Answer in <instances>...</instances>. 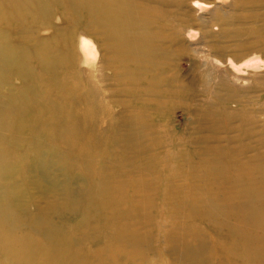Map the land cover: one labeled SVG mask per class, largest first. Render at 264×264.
Returning a JSON list of instances; mask_svg holds the SVG:
<instances>
[{"label": "rangeland", "instance_id": "rangeland-1", "mask_svg": "<svg viewBox=\"0 0 264 264\" xmlns=\"http://www.w3.org/2000/svg\"><path fill=\"white\" fill-rule=\"evenodd\" d=\"M195 2L209 7L197 11L193 5ZM74 5L56 3L48 15L49 29L42 33L44 25H41V34H57L59 42L66 39L63 44L55 42V45L57 49L72 54V66L77 65L79 71V75L71 77L72 80H92L97 83L99 91L104 90L99 100L101 109L96 116L98 127L88 129L74 144L73 137L64 132V139L71 140L70 145L59 142L56 151L44 148L38 163L31 161L30 145L13 148L15 155L8 160L13 159L16 163V158L22 170V174L11 179L17 183L15 189H20L18 204L23 226L20 225L18 230L22 234L27 232L31 238L23 242L10 240V245L1 240L3 235L0 234V264H247L254 260L264 264V224L258 228L255 224L254 230L249 219L244 220L248 214L236 209L243 197L232 179L236 176L243 182L248 181V176L236 169L239 164H234L233 159L243 162L251 155L264 153V143L259 145L255 141L256 134L264 136V55L258 52L264 54V0H163L152 3V6L166 10L162 15L159 13L161 17L156 22L162 25L165 32L156 37L166 35L162 47L168 46L169 50H160L162 55L157 56H163V60L152 57L145 65L150 67L151 64L164 62L165 65L160 68L162 72L158 69L152 73L157 78L165 77L163 73L172 77L171 81L163 78L161 85H154L157 95L153 98L157 104L143 90L137 93V87L141 88L143 83L139 85L133 80V83L120 80L122 76L114 53L124 51L125 56H132L128 52L148 45V37L141 36L138 28H131L128 36L133 47L122 49L119 46L128 40L127 35L115 40L104 34L102 36L95 30L99 26L96 22L88 23L87 11ZM137 15L154 18V12L138 11ZM221 16H227L225 19L230 24L215 20ZM68 20L72 21L73 35H61L59 27L68 25ZM218 23L223 31L230 32V36H233L231 30L238 29L240 37H220L217 34ZM83 29L95 31L82 34ZM248 29L251 33L246 35ZM83 35L93 42L91 51L88 53L85 50V60V52L80 53L79 47V38ZM32 38L35 39V36ZM247 40L251 45L232 50L235 43L239 45ZM154 41L152 45L158 44ZM145 54L150 56L149 52ZM164 55H169L167 60ZM230 73L238 79L228 76ZM20 84L21 80L13 76L3 85L2 92L7 93ZM164 90L167 92L161 93ZM110 92L112 96L108 95ZM121 102L126 104L125 107L122 108ZM104 105L111 111L109 116L104 115ZM120 112L136 114L141 125L148 123L149 128L146 127L140 134L134 131V134L132 128L125 126L128 128L126 131L123 125L128 123L129 117L122 118L118 115ZM116 114L119 116L117 124L125 130L121 131L127 132L126 146L122 145L125 142L119 143L118 134L113 132L111 135L108 130L107 120ZM246 131L250 135H246ZM109 138L112 140L107 142ZM85 139L87 143L90 139L96 140L91 151L98 153V162H89L86 155H81L85 152ZM247 146L249 149H261H251L246 153L244 149ZM4 147L0 143V149ZM232 150L236 154L231 155ZM261 157L264 158V155ZM262 160L261 164L257 163V169L254 168L259 174L253 182L256 178L258 181L263 178L264 166L261 171L258 169L264 164ZM37 164L44 167L39 168ZM15 170L12 168V171ZM97 175L104 176L102 183L107 190L98 214L94 211L96 208L87 204L92 190L96 189L93 182ZM167 177L174 178L172 184H165ZM117 179L122 184L116 183ZM135 183H141L142 187L147 184L149 189L136 191L133 189ZM171 185H174L173 191L167 187ZM8 193L2 196L7 197ZM201 199H212L219 204L215 206L219 214L189 202L197 203ZM260 205L264 206V200ZM58 206L62 207L58 208L60 218L51 216L56 215L58 211H53ZM129 207H139L135 213L140 216L138 222L130 219ZM81 218L88 220H84V225L80 227ZM47 219L52 222L50 227L61 226L64 234L69 232L81 240L80 243L58 251L46 250L45 245L52 246L43 236L35 233L33 224L48 228V224L43 223ZM120 226L126 228L121 237L117 234ZM72 229L75 230L73 233ZM175 229L188 231L193 237L187 236L188 239L184 238L187 243L181 245V240L175 241L170 237V234L178 235ZM245 235L248 241L244 242ZM230 236L236 237V240ZM254 236H258L259 241H254ZM32 241L37 243L38 249ZM117 241L122 242L123 253L115 245L111 246L110 253L103 251V247ZM13 248L19 249L12 251ZM62 250L73 252L62 256L58 254ZM48 251L54 252H50L51 259H45Z\"/></svg>", "mask_w": 264, "mask_h": 264}, {"label": "bare ground", "instance_id": "bare-ground-1", "mask_svg": "<svg viewBox=\"0 0 264 264\" xmlns=\"http://www.w3.org/2000/svg\"><path fill=\"white\" fill-rule=\"evenodd\" d=\"M215 1L224 2L225 0H215ZM61 2H64L67 5L75 4L74 6L78 8H83L85 11H87L86 16L89 20L88 23H93V21L96 22L99 26L95 30L101 35L104 34V36L109 38L110 40H115L127 35L126 38H128V40L124 41L119 46L122 49H131L133 47V43L130 41L128 36L131 28H138L141 31L140 32L141 36L148 37L147 39L148 45H145L143 48L139 50L128 52L132 56L129 57L125 56L126 52L124 51H114L117 57L116 60L119 64V69L121 73L120 75L122 76L120 80H124L127 82L129 81L131 82V80H133L134 83H138L139 85L140 83H143L141 84L142 86L141 88L137 87L138 88L137 93H139V90L141 91L143 90L145 95L153 98V96L157 95L155 94L156 91L154 85H156V83L161 85L162 83L161 80L164 79L166 80L167 78H169V81H171L172 78L169 77V75L167 77L166 73H163L165 77L161 76L157 78V75L155 73H152V71L163 68V66L165 65L164 62H161L160 65L151 64L150 67L145 65L148 61L152 59V57H154L155 59L162 58L163 60V56L160 57L157 55H162V53L160 52L161 49L169 50L168 46L162 47V44H164V41L167 39V36L165 35L161 38L156 37L157 35L164 34L165 32V29L162 28V25L157 24L156 22L157 19L161 17L163 11L166 10L151 5L152 3L155 2H163V0H0V100H1L0 143L6 147V148L5 147L2 148L4 149V151L0 149V234L3 235L1 240H4L5 242H9L10 240H16V242L18 240L23 242V240L28 241V237L29 239L31 238L30 235L27 234V232L22 234V231L20 232V230H18L20 228V225L23 226L21 224L20 214H19L22 211L18 204L20 189L19 188L15 189L17 183L15 181H11V179H13L15 176H19V174H22V170L19 167V163H17L16 158H15L16 163L13 162V159L8 160V158L11 159V156L15 155V151H13L14 150L13 148L22 145H26V146L30 145L31 154H32L31 161L33 163H38L40 161V152L41 150H44V148L51 150L55 149L56 151L57 143L59 142L63 144L66 143V145H70L71 140H66V138L64 139V132L66 134H69V136L73 137L72 142L74 144V143H78L81 140L80 135H85L88 129L90 128L95 129V127H98L96 116H97V112L99 111L98 109L99 108L101 109L99 100L101 99L104 90L99 91L97 83H94L92 80H87V81L84 80L75 81L74 79L72 80L71 77L73 78L79 75L77 65L75 67L72 66L73 63L71 59L72 54L56 48L55 42H59L58 40L59 36L57 34H49V35L41 34V28H42L41 25H44V27L42 28V33L45 32L46 29L47 30L49 29L50 23H49L48 15L52 13V9L55 6V4L56 3L61 4ZM193 5L196 6L197 11L200 12L205 10L207 7H209L208 5L199 2H195ZM138 11L154 12V18L148 19L145 17H139L137 15ZM225 17L227 16L216 17V19L214 17V19L217 20V22L220 21V23L222 24L224 23L227 24L228 21L226 20L227 18L225 19ZM67 23L68 25H66L65 27L62 26L59 27V30L62 32L61 35L65 33L73 35V31L71 30L73 25L72 21L68 20ZM220 26L221 25L218 23L217 34L219 33L220 37L228 36L231 39L238 38L239 35L238 33L240 32L238 31V29H235V31L231 30L233 36H230L229 35L230 32L227 34L225 31H223V29H221ZM95 30L83 29L82 34H87V32L90 31L94 32ZM250 31L251 30L248 29L245 34L248 35V33H251ZM193 35L194 34L192 33L191 36ZM34 36L35 39L32 38ZM153 39H155L156 42H158V44L152 45L155 43V41L153 42ZM177 41L178 40H176V42ZM64 42H66L65 38L59 43L63 44ZM79 44H80L79 47L81 49L80 53L82 51L85 52V50H87V52L89 53L91 51L90 49L92 48L93 42L89 40L87 35H83L79 38ZM248 45H251V43L248 40L245 43L240 42L239 45H236L235 43L234 48H232V50L237 49V47L244 48L247 47ZM101 47L104 48V45H101ZM262 50H264V46ZM84 52H82V54ZM146 52H149L150 56H147L145 54ZM258 52H260L261 55H264L262 51H258ZM85 54L87 55V53L86 52L84 53V60L87 58ZM164 56L166 60L169 57V55L168 56L164 55ZM117 69H116V73L118 72L119 75V70ZM231 75H232L231 73L228 74V76ZM13 76L21 80V84L17 85L13 90L9 89L7 93H3L2 92L3 85L8 83V80H10L11 77L13 78ZM232 77L238 79L237 76L232 75ZM260 78H262V76ZM131 85L133 86V84ZM135 85L137 86V84ZM25 86H29V87L25 88ZM162 92H167V91L164 90L161 91V93ZM108 95L112 96L113 93L110 92ZM153 103L157 104V101L155 100L153 101ZM121 104H122V108L125 107L124 105H126L123 102H121ZM75 106L77 107L74 108ZM103 107H104V115L107 114L109 116L111 114L110 109H108L106 105H104ZM89 111L91 113L90 115H89ZM118 115H120L122 118L129 117L128 123L127 124L124 123L125 125L123 126L125 130L126 129L128 130L127 128L128 126L132 128V132L134 134H135L134 131H138V133L140 134V132L141 133L144 132L143 129L145 130L146 127L149 128L148 123L147 124L143 123L141 125L139 120H137L136 114L133 116L131 114L127 115V112L125 114H123V112H120L118 113ZM140 115H142L143 117V114ZM43 116H45V119H43ZM118 117L119 116H117L116 114L115 116H112L111 119L107 120V124L109 125L108 130L111 135H113L112 134L113 132H115L116 135L118 134L117 140L120 139L119 140L120 144L122 142H125V144L122 145L126 146V143H128L126 142L127 132H124L125 130L123 129V127H120L121 125H119V123L117 124ZM82 120L83 122H81ZM89 120L91 121V123L89 122ZM81 123L84 124V126L81 125ZM87 123H89V126L87 125ZM246 124L247 123H245L244 125ZM247 128L249 127L247 126ZM122 129L124 131H121ZM43 135L45 136L43 137ZM246 135H250V134L247 133L246 131ZM111 140L112 139L109 138L107 142H110ZM86 141L87 139H85L84 149H83V151L85 152L84 154L81 155L82 156L86 155L88 158L87 160L89 162L91 160L95 161V163L98 162L99 161L98 153L91 151V149L93 150L94 148V143L96 142V140L90 139V142L88 143ZM233 141L234 140L232 139V142ZM255 141L259 145H263L264 136L262 137L261 135L256 134ZM133 142L134 140L132 141V143ZM249 148L250 147L247 146L244 149L246 150V153L252 149ZM232 149L235 148L232 147ZM260 149L261 148H253L252 150L257 151ZM209 150L211 151V149ZM234 152L235 151L232 150L231 155ZM262 155H264V153L251 155L246 161L243 162H239L233 159L234 164L236 163L239 164L237 165L236 169L239 172H242L248 176V181L246 182H243V180H241L236 176L232 177L235 185L239 189L240 196L243 197V199L239 200L241 205L237 206L236 209L239 208L240 211H244L245 214H248L245 215L244 220L246 221L249 219L248 222L252 224L251 226L253 227L254 230L256 229L254 228L255 224L257 228L263 227L264 224V214L262 213L264 206L261 207L260 205L262 200H264V192H263L264 173L261 174L263 178L262 179L260 178L261 179L260 181H258V178H256L254 179L253 182V178L259 174L255 170L257 169L256 167L258 166L257 163L261 164L260 159H264L263 157H261ZM37 166L39 168L44 167L43 165H39V164H37ZM263 166L264 164L260 165L258 169L259 170L262 169ZM12 168H16V170L12 171ZM254 168L256 169L254 170ZM96 177L98 178L96 179L95 182H93L94 188L96 189L92 190L93 192L92 194L90 192L91 196L89 197L91 199L87 204H89V206L91 205L92 207L96 208V210L94 211L96 214H98V211L100 210V207L105 198L103 197V195L105 196L107 190L105 189V185L102 183L104 181L103 180L104 176L97 175ZM165 181H166L165 184L169 185L172 184L174 178L171 179L170 177L169 178L167 177L165 178ZM116 183L122 184L118 181V179L116 180ZM134 186L135 187L133 189L136 191H146L149 189V186L147 184H145V186L142 187L141 183H135ZM173 186L174 185L167 187L169 189L171 188L170 190L173 191L172 188ZM6 192H9L8 193L9 195H7V197H3L2 194H6ZM246 193H249V195L246 196ZM189 202H191L193 206L197 205L200 206L201 208L206 207V210L212 211L215 214L216 213L219 214L220 212L215 209V206H220V205L217 204L212 199H201L198 200L197 203H193L192 201ZM254 202L258 203L259 205L258 206L255 205ZM220 203L222 204V202ZM58 208L62 209V207L58 206L57 210L53 211V212L58 211L56 215L52 214L51 216L60 218V215L58 214L60 213V211ZM129 209H130L129 210L130 219L132 218L134 220V223L138 222L140 216L135 213L138 212L137 210H139V207L138 208L129 207ZM114 211L115 210H113V212ZM131 211H134V213L133 212L131 213ZM209 216H213V215L209 214ZM81 219L82 221H80L79 223L80 227L84 225V220H88L85 218L84 219L81 218ZM43 223L48 224V228L39 227L37 226L36 223L33 224V228H35V233L43 236L48 242V244L52 246V247H48L47 245H45L46 246L45 247L44 246L45 243L43 245L41 244L46 248V250L54 249L58 251L61 250V248L62 249H65L66 247L71 248L74 243H80L81 240L76 239L72 234L70 235L69 232L67 234H64L63 232L64 228L62 229L61 226H57L56 228H55L56 225L50 227V225L52 224L50 219H47ZM120 228L121 229L117 231V234L121 237L123 235V231H126V228L125 226H120ZM175 230L177 231L178 235L175 236L170 234V237H172L175 241L181 240L182 241L181 245H185L184 243H187L188 241L187 240L185 242L184 238H186L187 236H190V238L193 237V235L188 231H184L180 229H175ZM73 231L75 230L72 229L71 232L73 233ZM230 238H232V240L234 241L236 240V237L230 236ZM246 239L248 241V236L243 238L242 241L245 242ZM259 239L260 238L258 236H254V241H259ZM9 243L11 245V242ZM32 245L37 247V243L34 241H32ZM113 245L116 246L117 250L120 253L124 252V247L122 246V242L119 241L112 242V244L109 247H103L105 249L103 251H107L108 253H110V248ZM39 247L41 248V246ZM19 248L16 249L13 248L12 251L18 250ZM83 250L85 249L83 248ZM70 251L73 252L72 250ZM48 252L49 254H46L45 259H51L52 257V255L50 254L51 251ZM71 252L62 250L58 254L64 256L70 254ZM259 255L260 254L258 253V256ZM258 256L256 259H258ZM45 262L47 261L45 260ZM247 264H263V263L260 260L259 261L254 260L252 263H247Z\"/></svg>", "mask_w": 264, "mask_h": 264}]
</instances>
